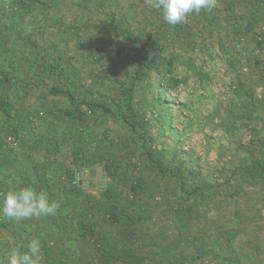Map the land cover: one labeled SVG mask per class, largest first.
Returning <instances> with one entry per match:
<instances>
[{
	"label": "rangeland",
	"instance_id": "1",
	"mask_svg": "<svg viewBox=\"0 0 264 264\" xmlns=\"http://www.w3.org/2000/svg\"><path fill=\"white\" fill-rule=\"evenodd\" d=\"M16 1L0 0V99L32 105L24 134L50 121L53 137L66 129L85 136L77 149L67 140L69 147L48 157L62 159L55 170L67 179L57 195L44 190L59 200L64 264H205L192 257L207 251L218 257L210 264H264V170L254 163L264 160V73L255 61L264 59V43L255 44L264 33V4L233 0V10L216 0L170 26L148 0H25L22 11ZM146 34L160 42L162 58L138 79L135 105L157 159L178 176L158 172L120 118L83 104L84 121L69 125L60 111L70 103L48 91L59 84L87 102L112 96L119 78L134 74L137 40ZM158 76L180 82L160 92ZM78 150L92 161L76 173L84 185L72 189L65 171L79 164ZM48 174L46 182H54ZM202 183L211 186L188 195ZM115 204L123 214L110 224L104 217ZM90 223H97L94 233L79 228ZM48 240L46 252L61 248L63 241ZM9 253L0 248V264Z\"/></svg>",
	"mask_w": 264,
	"mask_h": 264
},
{
	"label": "trees",
	"instance_id": "2",
	"mask_svg": "<svg viewBox=\"0 0 264 264\" xmlns=\"http://www.w3.org/2000/svg\"><path fill=\"white\" fill-rule=\"evenodd\" d=\"M220 1H222L223 4L225 5V7H227L228 9L235 10L233 0H220ZM251 1L254 4L253 7H259L260 5L264 4V0H251ZM27 5H28V2L25 0H17L16 1V8L18 7L17 8L18 11L19 10L22 11L24 9L23 7H26ZM210 11H212V10H209V13H211ZM20 16H21V13H20ZM250 18H251V16H250ZM250 18L246 24V29H248V30H251L253 28V25H254V21L251 20ZM180 28L183 29V26L180 25ZM16 33H18V32H16ZM128 37L130 38V36H128ZM137 43H138L139 48L141 50V56L139 59V63L136 67V70H135L133 75L125 76L124 78H119V80L117 81L118 85L116 87L115 92L113 90L114 94L112 96H109L108 98H103L102 100H99L97 102H87L85 100H79L78 96L75 93H73L68 87H63L59 84L51 85L48 91H49V93H51L53 95H60V94L64 95L66 97V99L68 100V102L70 103L71 108L70 107L64 108L63 110L60 111L62 115L69 117L68 118L69 119L68 122L70 123L69 125H71V122L73 121V119H77L80 117H81L80 119L82 121H84L83 114L80 111L81 106L83 104H87L88 106L95 107L96 109L100 110L101 112L107 114L110 117L120 118L141 139V147H142L141 153L145 157L148 158L149 162L152 163V165L156 168V170L158 172H161L162 174H165V175L169 174V175H173V176H178L177 170L168 168L167 166H165L162 162H160L157 159V155L155 154V149L153 146L154 138H153L151 129H149V127L147 126V121L144 120V118L142 116H140V114L136 108V105H135L134 90H135L137 81L140 78V76L143 75L145 68H149L156 61H158L162 58V46H161L160 42H158L156 40L155 36H153L151 34H149V35L146 34L144 39L137 40ZM263 43H264V33H261L255 39V44L258 47H261L263 45ZM255 61L258 65H262L260 67V69L264 73V65H263L264 59H263V57L257 56ZM50 69H52V72H55V73H61V71H62V69L59 66L57 68L56 65H54V64H50ZM170 70H171V68H169V72H170ZM37 74H38V72H37ZM0 75L2 77H4L2 72H0ZM2 81H5V77L2 78ZM2 81H0V82H2ZM156 81L158 83H160V85H161L159 88V91L164 92V93H167V91H171L172 89H174L175 86H177L180 82L178 80H173V78H172L170 83L167 84L166 80L164 79L163 76H158L156 78ZM161 101L164 102L166 100L162 99ZM0 111L2 113H4V121H3L4 134L7 131H10V128H13L12 130L14 132H16V133L19 132L23 137H26V135L24 133H25V131H27L26 129L28 127H25V124L23 122V118L26 115H29L31 113V107L30 108L29 107L18 108L17 106L9 103V101L6 99V100H3L2 102H0ZM23 125L25 128H23ZM66 130L64 132H62L63 136L58 137L59 134H57V135L55 134L53 137L54 140L50 141V142H53L52 145L54 147V150L50 149L51 153H56V150L58 149V147L64 148V145L68 146V144H67L68 141H72V143L75 145L76 143L78 144L79 141L82 142L85 140V136L82 134L81 131L76 132L78 135H74V134L70 135L68 133L71 130H68V131H66ZM32 133H35V132L31 131V134ZM22 136H21V139L23 138ZM31 142H32V140H31ZM31 142H30V138H25V139L23 138V142L21 141V143H23L22 148H24V147L31 148L34 144ZM35 143H36V141H35ZM76 146L77 145H75V148L77 149ZM48 147H49V145H48ZM0 148L3 150V151L2 150L1 151L4 152L5 154L9 153L8 149H3V145H1ZM79 152H81V153H79V156H80L79 162H78L79 164L74 163L73 165H70L68 167L67 171H65V173L69 175L68 180H70V183H72V185H71L72 189L75 188L77 185H78V187L80 185H84V183H85L84 177L82 176L81 184H79V178H78V176H76L78 174H76V173H81L83 175L84 171H86L87 167H89V164H91V161H92L88 154L82 153L81 150ZM51 153L49 154V156L51 155ZM49 156L43 155L42 160H40V162L42 164L41 165V171L42 172H40V175L44 176L42 178V180L44 182L47 181L46 178L48 176H46V175H49L48 172H50L51 174L56 172L55 167L58 164L54 160H53V162L48 163V161L51 160V159L48 160ZM76 158L78 159V156H76ZM2 160H3V158L1 157V154H0V164L2 163ZM254 163L259 164L262 167V169L264 170V160H260V161L254 162ZM38 167H40V166H38ZM104 168L107 171V174H109V175L112 174V173H110L111 171H113V168H111V165L107 164L104 166ZM67 172H69V173H67ZM57 173L60 174L61 172H57ZM74 180H77L76 184L73 183ZM64 181L67 182V179H65ZM260 182L262 185V181H260ZM221 185L222 184H215L216 187H220ZM210 186L211 185L204 184V183L198 184V185L194 186L193 189L188 191L187 193H188V195H193L197 192L204 190L206 187H210ZM39 189H40V186H38L37 190L39 191ZM7 191L8 190L1 189L0 200H2L4 194ZM122 214L123 213L121 211L120 206H116V204H115L113 207L106 209V215H105L104 219H105V221L110 222V224H114V223H116V221H119L120 216ZM96 225H97V223H94V224L90 223L89 225H85V226H82L81 224H79V228L84 227L86 229L85 232L94 233L95 232L94 227ZM41 248L46 253L45 256L49 257L50 253L46 252V251H48L46 249V247L43 246ZM97 249L100 252V249L98 247H97ZM99 252H98V255L100 256ZM217 258L218 257H215L212 253L207 251V252H200V253L196 254L194 257H192V260L198 261L199 263L204 262L205 264H210L209 262H212ZM61 260H58L54 264H64L65 262L61 261ZM50 262H52V260Z\"/></svg>",
	"mask_w": 264,
	"mask_h": 264
},
{
	"label": "crops",
	"instance_id": "3",
	"mask_svg": "<svg viewBox=\"0 0 264 264\" xmlns=\"http://www.w3.org/2000/svg\"><path fill=\"white\" fill-rule=\"evenodd\" d=\"M7 88L9 87H5V90H7ZM0 116H2V118L0 119L1 147V145L3 144L2 139L4 136V113L2 114L1 111ZM51 128L52 125L49 121L47 125H43L41 128L37 129V134L36 132L31 134V131H28L27 134H25L26 137L22 136L24 139L30 138V142L32 140L31 143L34 144L31 148H22L23 143H21L18 149L14 151H9V153L6 154L3 153L0 148V154L3 158L2 163L0 164V189L9 191L13 188L31 185L36 190L38 186H40L39 191H44L48 189L52 190V192L56 191V195L59 192V186L60 189H64L62 185L66 186V184H64V179L60 177V174L57 173V171L53 173V175H55V177L57 178H53L55 179L54 182H44L42 180L44 176L40 175V172H42L41 166L38 167V165H40V162H34V160L38 158L39 159L37 161L42 160L41 158L43 157V155L49 156V154L51 153L50 149L54 150V147L52 145L53 142H50L54 140V131L51 130ZM23 138L21 139L22 142ZM52 154L53 153H51V155ZM54 161L56 163H62V159L59 156H57L56 160ZM52 199L57 202L59 201L55 197ZM3 219V225L0 224V248L2 246L6 247L7 252L9 253L13 247H22L33 238L38 239L41 242V246L44 244L46 245L47 241H49L48 239L50 238L51 242L54 240L59 243L63 241L62 246L59 250L56 248L55 250H52L49 257L45 256L46 253L41 248L42 264L44 262L54 264L58 260H65L62 258V252L64 250L66 251L67 243L64 242V240L67 237L65 235V229L63 227L64 219L58 216V214H55L51 217H44L39 219L31 218L22 220H11L4 217ZM51 260L53 263L50 262Z\"/></svg>",
	"mask_w": 264,
	"mask_h": 264
},
{
	"label": "clouds",
	"instance_id": "4",
	"mask_svg": "<svg viewBox=\"0 0 264 264\" xmlns=\"http://www.w3.org/2000/svg\"><path fill=\"white\" fill-rule=\"evenodd\" d=\"M161 11L163 20L170 26L187 22L190 14L212 9L216 0H148ZM81 179L79 180V183ZM59 203L50 199L44 191H37L31 185L13 188L0 200V216L11 220L44 218L54 216ZM41 242L33 238L22 247H13L7 264H42Z\"/></svg>",
	"mask_w": 264,
	"mask_h": 264
},
{
	"label": "built area",
	"instance_id": "5",
	"mask_svg": "<svg viewBox=\"0 0 264 264\" xmlns=\"http://www.w3.org/2000/svg\"><path fill=\"white\" fill-rule=\"evenodd\" d=\"M2 78L3 77L0 75V81H2ZM29 105L30 104L28 103V101L26 103H22V107H29V108L32 107V105H30V106ZM1 118H2V116H0V119ZM28 118L33 119L34 117L31 114H29ZM12 129L13 128H10V131H7L4 134L3 139H2L3 149H8L9 151H14V150L18 149L20 144H21V136L22 135L19 132L18 133L14 132ZM73 183L76 184L77 180H74ZM3 220H4L3 217L0 216V223H3Z\"/></svg>",
	"mask_w": 264,
	"mask_h": 264
}]
</instances>
